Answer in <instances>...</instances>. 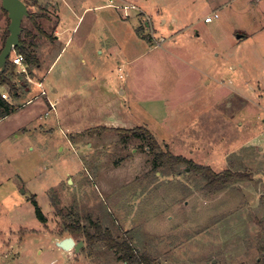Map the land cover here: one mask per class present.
<instances>
[{
	"label": "rangeland",
	"instance_id": "rangeland-1",
	"mask_svg": "<svg viewBox=\"0 0 264 264\" xmlns=\"http://www.w3.org/2000/svg\"><path fill=\"white\" fill-rule=\"evenodd\" d=\"M118 1H56L79 17L74 29L75 18L64 19L52 71L8 70L19 98L0 84L17 107L0 120V264H126L65 232L71 217L100 220L163 264H254L264 246V97L255 85H244L255 103L233 92L219 97L209 76L264 78V48L252 35L264 25V0H127L121 12ZM8 23L0 10V48ZM21 26L31 27L28 17ZM52 97H61L56 111ZM137 127L173 154L246 178L208 193L188 165L156 167L158 150ZM67 236L83 245L69 252L55 244Z\"/></svg>",
	"mask_w": 264,
	"mask_h": 264
},
{
	"label": "trees",
	"instance_id": "trees-1",
	"mask_svg": "<svg viewBox=\"0 0 264 264\" xmlns=\"http://www.w3.org/2000/svg\"><path fill=\"white\" fill-rule=\"evenodd\" d=\"M31 5L36 4V0H28ZM0 10L6 14V12L2 9L0 3ZM37 13L33 11H29L28 19L32 21V23L37 26L35 22V18L37 17ZM9 21V19L7 18ZM22 31L24 32L23 37H20V45L15 47V52L21 54L23 56V62L30 65H38L39 60L34 54L33 46L34 40L36 39V35L32 34L31 31L22 27ZM5 36L3 38L2 46L0 51L4 45L5 39L8 35V30L6 28ZM29 38V40H28ZM15 64L11 63L10 60L7 61L6 68L2 74H0V84L1 85H12V90L14 91V95L16 93V89L13 87L9 77L6 75L8 70L12 69ZM17 111V107L3 99L0 93V118L15 113ZM113 130H131L132 129H124L122 127H103V130L106 129ZM139 130L141 129L152 141V149L158 150L155 151V164L156 167L165 168L168 172L174 173L177 170V167L180 164L188 165L189 169L194 173L195 176L201 178V182L203 183V189L208 193H216L221 191L225 187H227L231 182L235 180H240L246 178V175H243L240 172H234L229 169H226L221 172H215L210 166L196 163L192 159H188L182 155L173 154L169 149L168 145L164 144V147H160L158 142L155 140L153 134L144 127H137ZM136 130V129H135ZM134 131V130H133ZM164 148V149H163ZM30 202L34 207L35 216L42 223L46 222V217L41 210L40 205L38 204L34 195L29 198ZM69 217H71L69 215ZM91 227L93 230L91 231ZM64 231L70 234H81L84 238L85 246L93 247L95 244H103L109 250H114L115 253H119L118 258L123 259L126 264H163L158 261L147 249L141 250L137 247H134L133 241L130 237H123V239H118L113 237L111 231L108 227L102 225L100 220L93 221L89 219L88 225H83L80 223L79 219H75L71 217V220L68 224L65 225ZM263 252L262 256L259 260H257L254 264H264V246L262 247Z\"/></svg>",
	"mask_w": 264,
	"mask_h": 264
},
{
	"label": "crops",
	"instance_id": "crops-1",
	"mask_svg": "<svg viewBox=\"0 0 264 264\" xmlns=\"http://www.w3.org/2000/svg\"><path fill=\"white\" fill-rule=\"evenodd\" d=\"M56 1L58 2L59 0H36V4L31 5V7H30L31 8L30 11H33V12L38 14L37 17L35 18V22L37 23V26H35L32 23V21L29 20L31 23V27L28 28V30L31 31L32 34L36 35V39L34 40L35 42H34L33 50H34V54L36 55V57L39 60V64L35 66V69L39 74H41V72H43L42 69L46 70L45 74L49 73V71L51 72L53 69L52 67L56 63L60 54L62 56V51L64 49V46H62V48H59V49L55 48V47L58 46V44L61 42L62 37L65 36V31L67 28H65L66 26L64 23V19H67L69 17V15H72L76 20V24L74 25L73 29L78 24V18L77 17H79V14H77L75 12V10L71 9L72 6H68V9H69L68 13H66L65 11L62 13L61 9L58 6V3ZM60 1L66 5L67 4H72L74 6L76 5L73 3L74 0H60ZM120 1H122V2H120ZM257 1L259 2L261 0H257ZM124 3L127 4V0H119L118 3L115 4V7L117 8V10L119 9L118 10L119 12H121L120 6L123 5ZM108 4H111V3H108ZM104 5H106V4L97 5L95 7H100V6H104ZM127 5H129V4H127ZM34 8H36V10ZM28 9H29V7H28ZM85 9H87V8H85ZM125 11L128 12V8L127 9L124 8V12ZM207 23H209V22H207ZM240 35H241L240 38L236 37L237 43H241L242 40L245 39L246 36H248V35L245 36L244 31L241 32ZM252 35H254L256 37L255 45L257 46V48L263 49L264 48V40H262V38H264V25L260 26L256 30H254L252 32ZM28 40H29V38H28ZM252 52L255 54L258 51L254 49V50H252ZM259 54L262 56V55H264V52L261 51V53H259ZM263 60H264V57H263ZM232 68L234 69L235 66H232ZM61 71H63V70H61ZM209 78L211 81L213 80L217 83V86H218L217 87V90H218L217 93L219 94V97L222 96L221 93H223V95L225 96L226 92H233L234 94H237V95L243 97L245 101H250V100H248V97L246 96V94L244 92V89H245L244 85H246V87L248 89H250V90L252 89L253 91H255V89H254V85H255L256 89L261 91V93L258 94L260 96V99H262L264 97V89L261 88V85L259 83L261 80H264V78L252 77V80H251L252 82H248L249 80L247 78L243 77V79L239 82H234L233 80H231V81H229V83H225L222 79H217L214 76H209ZM210 80H207L206 83L211 86L212 84H211ZM255 82H257L259 85L257 86V83H255ZM39 83H42V82H39ZM215 88H216V86H215ZM257 90H256V92H257ZM211 92H212L211 90H208V93L210 96H211ZM43 93H44V91H43ZM20 95H21V93L19 92V90L16 91V93H15L16 97L15 98H19ZM60 99H61V97H60ZM60 99L52 97L50 100H48L50 103V107L52 109H54L55 111L57 108L60 107L59 106L61 103ZM251 102L255 103V101H252V100L250 101V103ZM1 119H3V118H0V120ZM69 252H70V250H69Z\"/></svg>",
	"mask_w": 264,
	"mask_h": 264
},
{
	"label": "water",
	"instance_id": "water-1",
	"mask_svg": "<svg viewBox=\"0 0 264 264\" xmlns=\"http://www.w3.org/2000/svg\"><path fill=\"white\" fill-rule=\"evenodd\" d=\"M2 9L6 12L8 23V35L5 39L4 45L0 51V74L6 68L9 56L14 51L15 47L20 45V33L22 31V20L28 17V6L23 0H0ZM240 34L237 37L240 38ZM55 244L63 250H78L83 242H75L72 236H67L57 240Z\"/></svg>",
	"mask_w": 264,
	"mask_h": 264
},
{
	"label": "built area",
	"instance_id": "built-area-1",
	"mask_svg": "<svg viewBox=\"0 0 264 264\" xmlns=\"http://www.w3.org/2000/svg\"><path fill=\"white\" fill-rule=\"evenodd\" d=\"M126 9L129 7V6H124ZM218 17V13L217 12H213L212 14H208L204 17V22H211L214 20V18H217ZM11 63L19 66L21 68V72H25V63L23 62V56L21 54H18L16 53L15 51L13 52V57H11L10 59ZM41 83H39L40 85ZM1 97L3 99H7V94H5L4 92L1 93Z\"/></svg>",
	"mask_w": 264,
	"mask_h": 264
}]
</instances>
